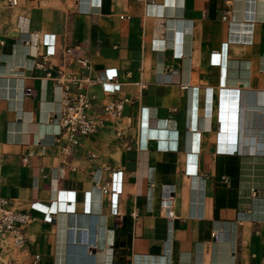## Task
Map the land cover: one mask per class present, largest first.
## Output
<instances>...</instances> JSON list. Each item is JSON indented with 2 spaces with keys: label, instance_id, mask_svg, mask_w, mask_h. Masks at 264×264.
I'll return each instance as SVG.
<instances>
[{
  "label": "crops",
  "instance_id": "obj_1",
  "mask_svg": "<svg viewBox=\"0 0 264 264\" xmlns=\"http://www.w3.org/2000/svg\"><path fill=\"white\" fill-rule=\"evenodd\" d=\"M0 39V198L32 218L0 264H264V0H18ZM79 57L103 125L70 145Z\"/></svg>",
  "mask_w": 264,
  "mask_h": 264
},
{
  "label": "built area",
  "instance_id": "obj_2",
  "mask_svg": "<svg viewBox=\"0 0 264 264\" xmlns=\"http://www.w3.org/2000/svg\"><path fill=\"white\" fill-rule=\"evenodd\" d=\"M18 4V0H0V12L3 8H13ZM4 41L0 39V51ZM75 46L73 49H77ZM71 50H67L69 52ZM47 56L53 55V52H46ZM78 65L85 73L82 76L68 75L64 80L56 79V83L63 88L64 97L60 103V109L52 118V123L59 128L58 135H66L70 145H77L82 137H86L95 133L103 125L102 119L92 118L89 111L92 110V98L88 97L81 90L85 89V85L91 84L93 79L89 76V63L85 57L78 58ZM115 76L107 75L105 82H110ZM100 79V78H97ZM75 86L80 92L71 94V86ZM105 89V86L103 87ZM119 90V87L113 85L111 92ZM25 95L31 96V90H25ZM131 102L128 99H121L117 103H110L102 108V111L113 117H118L125 103ZM117 193L116 191H114ZM114 193V195H115ZM169 200L172 199L169 197ZM163 209L165 213L171 217L173 210L171 204L166 203V198L163 200ZM32 218L27 213L17 212L7 207V201L0 198V243L9 236L13 247H20L23 244V234L26 226ZM1 264H38L37 259L30 263H13L1 262Z\"/></svg>",
  "mask_w": 264,
  "mask_h": 264
},
{
  "label": "bare ground",
  "instance_id": "obj_3",
  "mask_svg": "<svg viewBox=\"0 0 264 264\" xmlns=\"http://www.w3.org/2000/svg\"><path fill=\"white\" fill-rule=\"evenodd\" d=\"M59 109H60V105H58L57 110L59 111ZM115 187H118V185H117V183H116V176H115ZM243 217H244V216H243Z\"/></svg>",
  "mask_w": 264,
  "mask_h": 264
}]
</instances>
